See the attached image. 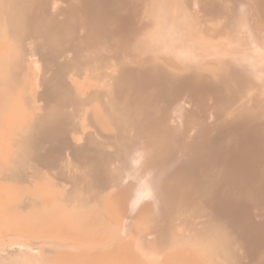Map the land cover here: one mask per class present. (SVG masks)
Returning <instances> with one entry per match:
<instances>
[{
	"label": "bare ground",
	"instance_id": "1",
	"mask_svg": "<svg viewBox=\"0 0 264 264\" xmlns=\"http://www.w3.org/2000/svg\"><path fill=\"white\" fill-rule=\"evenodd\" d=\"M115 1L118 0H84L83 8L79 5L80 9H83V14L79 12L81 21L78 29L83 30L82 33L87 40L93 43L114 35L113 37H117L116 40L124 36L123 38L129 39L131 45L146 46L149 39L140 35V30L134 28L132 20L125 18L127 17L125 14L123 18L120 15L118 29L112 31L109 22L113 14L102 13L104 6ZM202 2H206V8L201 10L202 14H206L208 20L215 25V30L224 31L232 47L246 57L245 60H236V58L230 60L232 57L229 58L228 55L229 59H226L230 60L228 64L227 61L223 62L225 59L220 60V65L222 63L224 65H219L223 71H219L221 73L219 76L224 79H227V76L236 78L241 84L249 81L260 91V96H263L264 66L252 60V57L258 46L257 33L264 30V0H257V8L253 13L249 12V6L243 3L244 0L242 3L239 0L235 3L234 0L231 4H226L227 14H222L226 20L220 28L216 25H220L221 21L214 22V18L217 19L220 14L212 11L211 0H202ZM113 9L112 12L115 10ZM183 16L184 19L187 18L186 12ZM63 25L48 21L44 14H30L22 30L18 29L15 38L22 39L26 49L29 35L43 37L40 43L46 45L48 53L50 50L60 51V46L63 47L62 33L66 34ZM163 25L158 40L164 39V46L173 48L172 45L176 44L174 41L177 42L174 36L175 25H169L167 28H163ZM67 27L69 28V25ZM4 31L8 32L7 28ZM3 35H6L5 32ZM67 40L66 42L70 44L72 39ZM36 51L40 50L36 49ZM37 52L35 57L39 58ZM39 55L41 57L42 54ZM41 59L43 60L42 57ZM132 72L134 75L130 72L127 73L128 75L125 74L129 76L127 81L129 80L130 85L134 87V92L132 91L128 96L134 99L130 101L131 108L137 114L138 112L147 114L148 121L155 123L153 126L160 134L157 133L156 136L159 135L158 144L162 147L168 138L169 143V140H175L179 132L192 129L195 134L189 139L193 141L191 145L194 149L191 148L195 153L189 151L192 155L187 153L189 156H186L187 154L184 155L183 152L182 155L186 157L180 158L183 159L180 168L176 162L175 166L178 168L176 170L174 160L164 157L166 153L160 150L159 154L164 155L161 156L162 160H158L155 149L154 152L146 150L143 141H138L133 134L125 133L122 125L115 118L108 115L100 106L94 105L90 108L89 114L94 131L87 134L82 143L70 146L65 139H51L46 143L38 141L33 146L31 173L27 176H19L18 185L15 184V187L0 184V204L15 201L25 211L28 201L31 203L30 206L41 205L38 218L35 221L28 220L31 232L39 233L38 236L28 237L7 233V236L0 237V264H264V133L260 128L251 129V126L247 125L250 114L245 109L241 117L234 118L235 122L232 121L230 129L224 125L227 121L215 122L218 128L223 130L220 129L219 132L215 128V131L213 129L211 131L213 128L211 126L215 124H213L214 119L221 112L222 101L215 89L205 80L202 81L203 79L188 76V79L185 78L172 88L165 76L155 74V70L146 68L138 74L135 70ZM33 85L31 83V86ZM154 85L157 87L151 92V87ZM77 101L82 103L81 100ZM135 101L137 110L134 107ZM206 109L209 111V121L194 126L193 122L202 119ZM163 116L170 122L165 121ZM172 120H176L177 124L172 123ZM170 123L175 125L167 130ZM108 125L111 128H108ZM138 125L139 123L136 129L140 128ZM50 130L52 131L51 128ZM54 137H58V134ZM180 137L183 136H178L180 140L177 139L178 143L181 142ZM172 147L176 148L174 145ZM168 149L163 148L165 151ZM177 151L178 155L181 154L179 150ZM173 152L169 154H175ZM71 161L78 163L76 169L75 165L72 166L75 171L66 169L67 163ZM59 178L67 179L70 182V189H63L64 193L58 194L56 198L55 185L59 189L64 188L63 182L57 181ZM201 206L204 207L202 209H206L204 215L208 214L213 217L212 219H216V228H220V231L222 228L226 229L227 234L220 240L227 255H222L220 250H216L217 245L213 247V244L208 242L219 231L212 227L211 219V226L207 224L202 232L200 230L202 228H198L200 234L197 230L191 232V235H185L182 231L180 235L192 246H201L200 248L195 251L193 249L192 252L173 248L182 240L175 235V229L179 227V218L193 214V209ZM93 221L94 224H89ZM237 228L241 229L240 234H236ZM199 235H204L207 239H201ZM118 236L119 241L110 248L111 243H107ZM97 248L99 251H96Z\"/></svg>",
	"mask_w": 264,
	"mask_h": 264
},
{
	"label": "rangeland",
	"instance_id": "2",
	"mask_svg": "<svg viewBox=\"0 0 264 264\" xmlns=\"http://www.w3.org/2000/svg\"><path fill=\"white\" fill-rule=\"evenodd\" d=\"M83 1L84 0H44L43 2L42 0L0 1V184L4 183L12 186L15 184L18 185L19 176H27L31 173L33 166L32 160L34 157L33 146L36 142L42 141L46 143L51 139H65L69 142L70 146L82 143L86 135L94 131L89 115L90 108L94 105L100 106L102 110L107 112L108 115L115 118L120 125H122L125 133L128 135L133 134L138 141H143V145L146 150L152 152L155 151L157 156L156 158H158V160L163 159L161 156L164 154H159V151L161 150L160 152L167 154H165L164 157H169L174 160V166L177 162L176 165L180 168L183 164V159L181 160L180 158L192 155L190 153L191 151L195 153V150L193 151V145H191L193 144V141L192 139H189L193 134H195V132L190 129L188 130L189 132L185 131L177 134L178 136H183V140L180 137L181 142H179L181 143V147H179L180 145L177 142V139L179 140L177 135L175 140H169V143L172 144L167 142L168 138L166 140L167 144L162 143L163 145L161 147V145L158 144V137L160 134L158 132L159 130L157 131V128H154L155 123L153 122V126V124L148 121L147 114L143 112H138L137 114V112L131 108V102L134 99H130L128 96L132 93L134 87L132 84L130 85L129 80L127 81L129 76H126L125 74L128 72L133 74L134 72H132V70H135L136 74L146 68H148V70H155V74L165 76L172 88L176 87V85H178L180 81H183L185 78L188 79L189 77H197L200 80L203 79L202 81L205 80L210 87L215 89L222 101L221 112L219 116L214 119L213 124L215 122L225 123V121H227L224 125L227 129L228 127L230 129L233 122H235L236 117H241V114L245 109V111H248V114H250V119H248L247 125L251 126V129L260 128V130L264 133V95L262 94L263 96H260V91H258V89L255 88V86L249 81L241 84L236 80V78L227 76V79H224V77L219 76L221 75L219 72L221 70L220 66L224 65L223 63L220 65L222 60L225 59L223 62L227 61L226 64H228V62L234 58H236V60H245L246 57H244L240 51L232 47L229 42V38L225 35L224 31L219 32V30H215V25L208 20L205 16L206 14H202L201 10L206 8V2H202V0H199L200 2L197 0H118L114 3L109 2L110 5L108 4L103 7L104 11L102 14H113L109 22L113 32L118 29V22L121 21V18L127 15L125 18L132 20L134 28L136 30H140V35L145 36L147 40L149 39L146 46L138 47L134 44L131 45L129 43V39L123 38L124 36L119 38L121 40H116L117 37L115 38L113 35L111 37L104 38V40L100 42L97 41L96 43L88 41L85 34L82 33L83 30L78 29L81 21L79 12H81L80 14H83V9H80L81 7H79V5L83 8ZM217 1L218 0H211V5L212 11H215V14H220L217 19L214 18V22H217L218 20L221 21L220 25H216L217 28H220L226 20L224 15H222L227 14L225 5L231 4L234 0H222L223 2L221 0H219L220 2ZM235 1V3H238V0ZM239 2L242 3L243 0H239ZM243 3L249 6L248 8L250 13H253L257 8V0H244ZM253 7L255 9H253ZM112 8L115 9H113L114 12H112ZM183 10L187 14L186 19H184V12L182 13ZM30 14H44L48 21L50 20L52 23H56L61 26L64 24L63 26L66 34H64V32L62 33L63 36L61 37V40L63 47L62 45L60 46V51L54 52L53 50H50L48 53L45 48L46 45L44 43H40L41 40H43V37H37L32 34L28 36L26 49H24V41L22 39L16 40L15 37L17 36L18 29L22 30V27L26 24ZM67 18L71 19L68 20ZM74 18L78 19L75 20ZM68 25L69 28L67 27ZM162 25L163 28H167L169 25H175L174 34L176 35L174 36L176 37L177 42L176 40L174 41L176 44L172 45L173 48L165 47L164 39L161 38L163 41L161 39L158 40V38H160ZM6 28L9 33L4 31ZM212 28H214L213 31ZM205 29L208 30L207 34ZM210 31H212V33ZM4 32L6 35H3ZM33 36H35V38H33ZM257 36L258 46L252 60L264 66V30L258 31ZM66 39H68L67 41L72 39L70 44L69 42H66ZM9 40L10 43L12 41L11 45ZM2 43H4V45H2ZM124 43L125 46L123 47L122 45H124ZM35 48L40 51L37 52ZM53 49H55V47ZM35 51L40 59L35 57ZM219 52L221 53L219 54ZM38 53L42 55L44 54L43 56L41 55L43 60ZM47 53L49 55L46 58L45 56ZM31 54L33 55L31 56ZM228 55L229 58L232 57L230 60H226L229 59ZM237 57L239 59H237ZM125 64H127V66ZM13 75L14 78H12ZM157 77L158 76H156V78ZM31 83L34 85L31 86ZM155 85L151 87V92H153L157 87ZM134 94L136 95V93ZM132 97L135 98L134 96ZM77 100H81L82 103ZM163 103L166 102L163 101ZM136 104L137 102L135 101L134 107L137 110ZM259 107L263 110H260ZM256 108L259 109V112H257ZM157 109L161 110L160 108ZM98 110L100 109L98 108ZM208 112L209 111L206 109L202 114L203 120L196 119V121L193 122V125H201L203 122L209 121ZM67 116L68 118H66ZM162 118H164V116ZM165 121L170 122L168 118L167 120L165 119ZM173 122H176V120H172V123ZM138 123V126H140V128H138L139 130L136 129ZM172 123L168 125L169 128L167 130H170V126L172 128L173 125L177 124V122L175 124ZM215 124V127L214 125L211 126L213 127L211 128V131L212 129L215 131V128L219 132L223 130L218 128L217 123ZM108 128H111V126L108 125ZM211 131H208V133H211ZM186 132L187 134H185ZM50 133H53L54 135ZM157 133L159 134L158 137H156ZM189 133L191 135H189ZM55 134L56 136L58 134V137H54ZM184 137H186V140ZM190 140L191 142H189ZM186 143L188 145L190 144L189 148ZM173 145L176 148H173ZM163 148L169 149L165 151ZM179 148L182 149L180 150ZM177 150L181 153L179 154L181 157L178 153H176ZM172 152L175 154L171 155L176 157H171L169 153ZM187 153H189V155ZM182 154L187 155L184 156ZM69 163L70 162L67 163L68 167L66 166V169L68 171H75L78 163L72 161V164ZM180 163L182 164L180 165ZM73 165H75V169L72 167ZM178 168L175 166L174 169L177 170ZM57 181L63 182L64 188L59 189L57 185H55L57 188L55 193L57 194L54 197L56 198H58V194L64 193L63 189H70V182L67 179L59 178ZM30 205L31 203L28 201L26 203L27 208L25 207L27 211H25L22 209L21 205H17L15 201H7L0 204V237L7 236V233L8 235L17 234L28 237L38 236L39 233L33 234L31 232L28 220L35 221L38 218L41 205ZM200 208L196 207L194 208L195 210L193 209L192 211L193 214L183 215L179 218V227L175 229V235L178 239H182V237H180L182 231L185 235H191L197 230L199 232L198 228H202L200 229L202 232L204 230L203 228L207 226V224L211 226L210 219L212 220V227H217V221L215 222L216 219H212L213 217L207 213V216L204 215L206 209H202L204 208L202 206ZM61 210L62 209H59V211ZM202 211L204 216H200ZM203 219L206 220L203 221ZM180 222L183 224H180ZM89 224H94V221ZM216 229H219V231L215 230V232L217 231V234H215V237L212 239L210 238V241L208 242L213 244V247L217 245L216 250H220L222 255L225 256L227 255V252L222 244V240L220 239L227 234V231L224 229V232L223 228L221 231L220 228ZM235 230L233 233H241L240 228ZM199 236L201 239H207L204 235ZM119 239L120 237L118 236L109 241L107 244L111 243L109 244V247H114ZM100 247L99 249H101ZM185 247H188V249ZM200 247L201 246L197 245L192 246L190 242H186L182 239L181 242H178L177 246H174L173 248L181 251L185 250V252L190 250L192 252L193 249V251H195ZM99 249L97 248L96 251H99ZM261 259L262 258L260 257L259 260ZM229 261L231 262L230 259Z\"/></svg>",
	"mask_w": 264,
	"mask_h": 264
}]
</instances>
